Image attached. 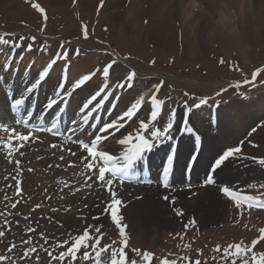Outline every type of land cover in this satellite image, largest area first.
<instances>
[{
    "label": "rangeland",
    "instance_id": "rangeland-1",
    "mask_svg": "<svg viewBox=\"0 0 264 264\" xmlns=\"http://www.w3.org/2000/svg\"><path fill=\"white\" fill-rule=\"evenodd\" d=\"M117 1L111 8L113 11L108 17L105 12L106 0H90V3L86 5H83L79 0L68 2L2 0L0 1V37L17 39L22 38L24 35L30 39L31 36L37 40L36 45L47 44V47L53 45L48 56H52L56 47L58 53L54 56L58 63L66 64L67 61L69 63L72 60L70 69L72 76L69 78L72 88L78 80L77 75L96 73L92 78L93 81L89 83L92 88L87 92L90 93L98 88L101 82L102 84L112 82L118 85L120 82L126 81L128 74L135 71L136 75L131 81L132 88L136 90H132L134 96L139 95V101L142 102L155 95L163 103L161 104V113H158L157 122L152 121L150 113L142 108L141 113L144 111V113L149 114L143 113L141 117L135 120V123L129 125L128 131H140V122L144 121L149 124V130L141 132V134L149 137L150 132L155 130L156 127L161 128L163 131V128L167 127V123L172 122L171 134H173L187 114L189 121L192 118L202 130L206 129L205 133L209 136L207 138L208 148L206 149L209 152L210 146L214 143L212 137L219 136L222 129L220 127L211 129L210 126H207L208 123H211L210 119L208 120L205 118L206 116L196 113L195 111L198 108L195 105L205 99L207 103L199 108H209V105H222L219 108H225L238 101L250 102L251 100L255 101L257 98L264 99V36L256 35L253 38V35L242 34V38L246 39L243 46L229 44L227 47H221L219 45L218 38L227 40L231 36H235L237 32L239 33V29L237 30L240 25L239 14L233 0H215L210 4H205L204 0H187L185 13L183 14L184 0H156L158 3L152 9L151 3L155 0H137L131 10L129 9L130 4L135 0ZM191 1L195 5L193 7V4H191V11L188 13L187 5ZM260 1L262 3L261 10H263L264 0ZM34 4H39L45 10V13H40L38 9L33 7ZM216 4L219 7H216ZM220 4L222 10H226L228 13L232 14L235 10L232 14H235L232 17L233 31H224L217 24L218 17L215 14L220 11ZM146 5L150 8L148 9ZM158 5L160 6L157 7ZM159 8L163 9L161 14L158 15V23L161 24L160 26L163 29L169 30L170 43L166 45L160 44L150 34H147L146 30L128 28V22L131 20L132 15L139 16V11L143 10L146 17L149 15L148 17L151 18ZM212 13L215 16L213 18ZM257 14H259V10ZM138 25L145 26L148 24L140 22ZM84 26L87 27V38L83 35ZM216 27L218 33H214ZM186 29L188 35H192V39L197 42L198 48L200 47L199 53L196 55L191 56L187 51ZM43 49L44 51L47 50ZM77 49H81L82 52L78 51L77 54ZM63 50L67 52L68 60L64 58L65 52L62 53ZM28 52H34L35 55L41 54L42 58L48 57L43 56L45 52H37L36 50ZM60 54L61 57L59 58ZM18 60V63H20L23 59ZM38 60L42 59L38 58ZM113 61L115 63H112ZM110 63L112 67L109 69V77L105 81L103 68ZM36 65L38 68L37 63ZM42 68L44 67L42 66ZM57 68L63 70L60 66ZM88 69L89 71L85 72ZM257 72L259 74L255 78L256 81L245 83V81H250L253 74ZM53 73H56V70ZM53 73L48 78L49 82L43 83L40 89L42 92L51 90L50 93L53 94L56 87V83H53V80H55ZM157 85H161L158 91ZM127 92L123 94V97L121 96L120 104H127L128 106L132 101L128 97L131 94H126ZM217 93L220 94L217 95ZM81 97L77 96L78 101L82 99ZM76 102L77 100L74 99L71 107ZM122 108L124 107L122 106ZM255 112H252L253 116L248 117L249 124L247 126L242 124L243 129H240L242 131L241 135H246L245 138L249 134V140L245 143L248 146H253L255 154L252 156L241 152L240 155L244 159L239 161L247 162L236 173V175L238 173L241 175L237 178L235 175H229L223 181V185L232 186L233 179H238L239 184H241L240 188L243 187L246 191L245 195L252 197H255V194H261L260 192L264 190L261 187V185H264V164L260 163L261 160H264V112H261V115L258 116ZM260 121H263V123L258 126ZM254 125L256 131L249 133ZM234 137L229 138V146L221 147V151L237 147L238 143L241 141L242 144V140L245 139L239 138L241 136L238 135H234ZM239 146L241 145L239 144ZM242 146L244 147V145ZM208 152L204 155L208 156ZM230 168H233V164ZM87 171H89L88 168H85L82 178L85 175H91L92 172ZM59 178L60 175L54 177L58 189L56 191L47 189L48 194H54V200L63 203L58 200L61 197L67 205L76 200L72 204L76 207L70 212H68L70 208L63 209L61 207L59 209V206H51L49 203L48 205L42 204L41 201H37L28 193L22 191L19 185L14 187L15 191H9V196L0 197V213H2L0 214V231H3L6 236L2 240V237H0L1 243H6L8 240L17 242L0 246V257H4L3 260H0V264H21L22 259L28 260L27 263L22 264H38L36 262L39 259L37 253L32 252L31 255L28 253L30 248L27 243L29 241L28 237L33 239L30 241H38L50 249H56L53 256L58 257L61 252L66 251L70 246L72 238L75 235H81L85 230H88L89 235L92 237L86 248L88 259L84 258L83 252L74 261L75 263L70 258H65L66 263H60L62 260L51 259L50 264L51 261H53V264H112L113 254H115L116 261L119 262L124 259H121V253H125L126 249L129 251V260H131L128 264L132 262L143 264L141 257L146 253L140 252L139 248L141 250L144 248L145 251L147 249V253L152 254L153 264H163L164 261L169 263L175 261L176 264H196L197 261L200 264H233V261H235V264H244L245 260L248 261V264H255V260H253L254 253H256L254 256L257 259L261 257V254H264V251H262L264 250V240L261 245L262 250L260 249L262 240L254 248L252 247V241L259 240V230L264 228V206L259 208L261 211H257L252 209V206L249 207L247 202L242 201V206L238 207L236 201L231 200V202L225 203L222 207V213L218 215L215 221L198 222L197 220L196 223L195 220H188L182 222L183 225L176 226L174 224H178L177 220L168 221L162 215L148 219L145 216V207H148V205L144 207V205L138 204L137 208L135 206V213L125 209L126 212L122 213L123 216L120 217V225L117 226L112 220L111 213L104 214L103 212L101 214L102 207H98L100 203H96L95 207L93 204V207L88 208L87 213L82 211L78 214L76 211L77 205L81 200L77 199L81 196L85 197L83 195L85 194L83 192L85 184L80 185L74 181L70 183L58 182ZM0 182L5 183L1 177ZM62 183L69 184L70 188L80 187L83 190L75 196V192L69 191L67 193V190L64 189L67 184L63 188ZM88 185L91 189L94 188L93 184ZM30 189L35 190L34 188ZM35 192L41 194L43 190ZM66 194L68 199L62 197ZM151 194H146L145 188L135 190L132 188L130 192L125 191L118 196L114 194L106 198L113 201L118 199L121 203L129 197L136 198L134 199L136 202L145 201L148 204L157 202L163 213L164 208L167 207L162 206V202L159 203L161 200L160 193L153 189ZM96 195H98L97 192L87 195L91 197V201L84 199V202L93 203L92 201L96 198ZM261 196L264 197V193ZM138 197L140 198L138 199ZM20 199L23 204L19 203L16 210L11 209V205L20 201ZM84 202L82 203L85 204ZM38 206H45L46 210L37 208ZM236 207L240 210L247 208L248 211L240 213V211L235 210ZM80 210L81 208L78 211ZM120 213L118 211L117 215ZM7 223L9 224L6 225ZM190 225L193 229L187 232V227ZM97 227L101 230L98 234L93 231ZM121 229H123V234H121ZM96 239L100 241L98 245L94 243ZM127 239L130 242L129 247L125 246L124 243ZM65 241L68 243H65ZM228 241H242L245 244L244 247L250 248L253 252H247L242 256L236 254L225 256L223 246ZM218 246L220 251L216 250ZM97 251L100 252L99 258L96 256ZM122 261L126 264L125 260Z\"/></svg>",
    "mask_w": 264,
    "mask_h": 264
},
{
    "label": "bare ground",
    "instance_id": "bare-ground-1",
    "mask_svg": "<svg viewBox=\"0 0 264 264\" xmlns=\"http://www.w3.org/2000/svg\"><path fill=\"white\" fill-rule=\"evenodd\" d=\"M0 1H2V0H0ZM52 1H66V2H68L70 0H52ZM75 1H77V0H75ZM79 1L83 5L90 3V0H79ZM136 1L137 0H135L134 2H131V4H130L131 6L129 8L130 10L133 9V7H134L133 5L136 4ZM204 1H205V4L206 3L210 4L213 1L215 2V0H204ZM233 1L235 2L236 6H237L236 9L238 10V14H239L240 25H239V28H237V30L239 29V33L237 32L235 34V36L233 35L227 40L226 39H220V38H218V40L216 39L217 42H219V45L221 47H227V45H229V44L237 45L239 47L243 46L246 39L242 38V36H241L242 34L243 35L244 34L250 35V36L253 35V38H255L256 35L264 36V9L261 10V6H262L261 1L260 0H233ZM116 2H118V1L117 0H106V3H105L106 16L110 17V13L113 11V10H111V8H113V6L116 4ZM153 2H154V4H153ZM153 2L151 3V9L158 3L156 0ZM186 4H187V0H184V4H183L184 6H183L182 14L185 13ZM191 4H193V7L195 5L193 1L188 3V5H187L188 13L191 11L190 10ZM159 6L160 5H158L157 7H159ZM216 7H219L218 4H216ZM147 8L149 9L150 7L147 6ZM162 9L163 8H159L158 10H156L154 12V16L152 15L151 18L148 17L149 15L146 17V15L144 14L145 12L143 10L139 11V16L134 14L130 17L131 20L128 22V28L133 29V30H146L147 34H150L160 44L166 45V44L170 43V41H169L170 37L168 36L169 30L163 29L160 26L161 24L159 25V23H158V15L161 14ZM258 10H259V14H257ZM214 11H212V12L214 13ZM234 12H235V10H233V13ZM213 13H212V18L215 17ZM232 14L228 13L226 10H222L221 4H220V11L219 12L217 11L215 15H216V17H218L217 24L222 30H224V31H226V30L231 31L232 30L233 31L232 17L235 14L234 15H232ZM140 22L146 23L148 25L140 26V25H138ZM187 22H189V21H187ZM256 28H257V31H256ZM216 29H217V27L215 28L214 33H218V32H216ZM242 32H245V33H242ZM188 34H189L188 30L186 29V35H187L186 48H187V51L191 56L196 55L199 53L200 47L198 48L197 42L192 39L193 36L188 35ZM43 48H44V46H43ZM201 49H202V47H201ZM23 54H24L22 56L23 62L21 61L20 63H18V61H15L14 62L15 64L13 65L16 68H17V66L19 68H21V70L23 72H25L26 67L27 68L30 67V71L28 72L27 75L24 76L23 75L24 73L22 74V77H21L22 81L29 80V76L31 74L33 75L38 70H39V72L40 71L42 72L47 67L48 63L51 62V58H52V56H48L47 58H45V57L42 58L41 54L35 55L34 52H27L26 50ZM38 58H41L42 60L37 61ZM1 63H2V61H1ZM36 63L38 64V68H37ZM41 63H42V65H40ZM80 64H83V63H80ZM42 66L44 68H42ZM54 70L55 69L53 68V66L50 69H48V71L50 72L49 76H51V74L53 73ZM88 71H89V69L85 72H88ZM49 76H48V78H49ZM53 77H54V79L58 78L56 73H53ZM60 78L63 79V76H60ZM34 82L35 81H33V83ZM45 82H49V81L47 80ZM67 84H68V81H67ZM42 85H43V82H41L39 84V86L36 88L40 92H42V90H40ZM55 86L56 87H55L53 94L50 93L51 91L49 92L50 97H51L50 99L55 98L57 96V93H59V94L65 93V89L62 88L61 86H59V84H56ZM91 88L92 87L90 85H88L84 90L78 91L77 96L83 97V95L84 96L85 95H89V96L93 95V93H95V92H93L92 94H89L90 92H87ZM36 89L33 90L32 94H34ZM132 90H135V89L130 88V89H127L128 92L127 91H125V92H127L126 94H131V96H128V97L133 102L135 100V97L137 94L134 96V93ZM115 92H117V91H115ZM124 93H122V97H123ZM116 95H117V93L112 95V98H110L111 101H113L115 99L114 97H116ZM0 96H1V92H0ZM50 99H49V101H50ZM74 99H76L78 102L77 97ZM73 100H72V102H73ZM119 102H120V100H119ZM71 104L68 107V111H70L71 109L74 108V105L71 107ZM42 105L46 109L47 104L44 103ZM119 106H121V107L123 106L124 108L128 107L127 104H125V105L119 104ZM143 106H144L143 109H145V111L148 112L149 107H151L150 101L146 100ZM55 111H56V109H53V110H50L49 113L50 112L53 113ZM253 111H256L255 113H257V116L259 114L261 115V112H264V99L263 98H257V99H255V101L251 100L250 102H246V101L234 102L231 105L226 106L225 108H219L216 111H213V113H212V110H207V109H199L197 111L198 114H202L203 116H205L207 114V115H212V116L216 117V120L219 123L218 127H220L222 130H221V133L219 134V136L212 137V140L214 141V143L213 144L211 143L212 145L210 146V150L208 149L209 152L206 149V148H208L207 147V141H208L207 138L209 136L206 135V133H203L204 144H203L202 151L200 152L201 155H200V158L198 159L197 166H195V168H194L193 175L198 176V175H200L201 172H205V174L207 173L208 166H209L210 162L213 161L212 158L214 157V155H217V154L222 152L221 147H225L226 145L229 146V143H230L229 138L231 136L234 137V135H236V136L238 135V136H241L239 138H242V139L245 138L246 135H241L242 131L240 129H243L242 124H244L246 126L249 124L250 121H249L248 117L253 116L252 115ZM143 113H144V111H143ZM111 131L112 130L108 131L106 134L110 133ZM121 132H124L123 128L119 130V133H121ZM119 133H118V135L115 136V138L111 139L110 141H105L104 144L100 143L99 147H100L101 151H108V153L110 155H113L115 157L122 154L120 157L122 158L121 160H122V164H123L124 163L123 156L126 152V149H125V145L119 144V139L124 138L127 135V132H124V136H121V134H119ZM178 138H179L180 143H181V147L179 146V150H177L174 153L172 152V150L170 152H168V147L163 146L160 148V150H158L156 153H153L151 156H153L154 161H158V164H156L158 166L160 164H162L165 159L166 160L173 159L172 170L175 169L174 178H175L176 182L181 183L180 185L182 187V186H184V184H186V181H185L184 177L181 176L182 172L180 173V171H181V168H183L184 166L187 165V161H188V159L192 153L191 150L193 149L192 148L193 139L191 138V135H188L185 133L183 136H179ZM234 138H236V137H234ZM84 139L88 141L90 139V135H85ZM263 139H264V137H263ZM49 140L51 141L52 139H49ZM245 142L246 141H244V143L242 142V145H244L245 148L242 145L240 146L241 152H243L244 154H248V155L253 156L255 154L253 146L252 147L248 146ZM46 144H47V142H46ZM64 144L65 143H62L61 145H64ZM64 147H65V149L70 148L71 152L67 153L66 150L63 152H60L59 150H62V148H61V146L58 147L57 152L59 153V155H64V158H65V160L62 159V161L65 163V165L63 166V169L59 168V166H62V165L53 164V165H51L50 168H45L46 171H44V169H43L44 174H39L40 171L35 170V169H33V172H31V173L29 170H26V172L24 174L25 175V177H24L25 187L27 189L28 188L29 189L30 188L35 189L36 186H38V184H40L39 187L37 188V190H39V192L44 190V189H48V190H55L56 189L57 190L58 187L56 186V181L54 180V177H57L60 175L58 182L61 181V182H69L70 183L71 181H74L80 185L85 184V188L83 190L80 187L79 188H70L69 184L62 183L61 186L63 188H64V185L67 184L66 188H64L65 190H67V193L69 191H72V192H75V196H76L77 194H79V192H81L83 190V192H85V194H83V195H85V197L83 198V196H81L77 200H81V202H84V199H86L87 201H91V197H89L87 195H89V194L91 195L94 192H98L96 190H97L99 184L102 183V181L99 180V169L101 167H103L104 161L99 157H96V159L93 162H90L86 158L84 160H82L83 153H85V152L82 151L81 147L77 144L70 143L68 146L64 145ZM47 151H48V149L45 148L44 153ZM50 152H53V150H51ZM206 152H208V156L204 155V153H206ZM72 153H75V155H73ZM166 154H168V155H166ZM33 157H34V155H33ZM80 160H82L83 162ZM116 160H119V158L116 157ZM239 160L240 159H237V160H234L231 162H226L227 167L224 168V170H222V171L217 170L218 172H217L216 176L218 177V180L220 181V183H224L223 181H225V177H227L229 175H235L236 178L241 175L240 173H238V175H236V173L238 170L240 171V168H242L244 166V164H246L247 162L246 161H239ZM114 162L116 163L119 161H114ZM67 163H68V165H67ZM136 163H137V161H136ZM88 164L93 165L92 168H88V170L90 172L87 171L89 173H91V172L92 173L90 176L85 175V177L82 178L83 177L82 176L83 171L85 168H87L86 165H88ZM232 164H233V168H230V166ZM35 165L36 164H34L33 166H35ZM30 166L33 167L32 165H30ZM1 168H2V166H0V169ZM153 168H155V166ZM184 171H183V173H184ZM9 173H10V169L8 168L7 171L1 172V175H0V177L2 178V181L5 182L6 184L9 183V181H10L6 177L7 176L12 177L14 175V174H12L10 176ZM33 173H35V174H33ZM93 173H95V174H93ZM4 174L6 175V177H4ZM106 176L110 177L109 175L105 174V177ZM245 179H246V177H245ZM233 180H234V182H233L232 186H234L235 188L240 187L241 184H239L238 179H233ZM48 183H49V187H48ZM88 184H93L94 188L91 189ZM86 185H88V186H86ZM187 192L192 193V195H193L192 199H187V194H188ZM222 194L223 193H220V188L218 186L217 187L206 186V187H204V189H199V192L197 195H194L193 192H191V191L190 192L189 191L182 192L180 195L174 196L175 198L177 197V200L174 203V207H176L178 209L179 213H182L181 216L184 218L189 219V217H190V219L193 218V219H196V220L201 221V222L215 221V219H217L218 215L222 213V210H223L222 207L225 205V203L227 201V200H225L226 196H223ZM97 196L98 195H96V198H98ZM62 197L64 199H68L67 194L62 195ZM96 198H94V200L92 202H94ZM99 198H101V196ZM74 202H76V200ZM73 203H71V205ZM85 204H89V203H85ZM138 204L144 205V207H145V205H148V207H145V216L148 219H152V218H155L159 215H162V217L168 221H173L174 219L178 220L176 215L172 214L171 209H169L168 207L164 208V212L162 213L161 206L157 202H151V204H148L145 201H139V202L134 201L131 204H129L127 209L133 213L134 211H136ZM135 206H136V208H135ZM191 215H194V216L191 217Z\"/></svg>",
    "mask_w": 264,
    "mask_h": 264
},
{
    "label": "snow or ice",
    "instance_id": "snow-or-ice-1",
    "mask_svg": "<svg viewBox=\"0 0 264 264\" xmlns=\"http://www.w3.org/2000/svg\"><path fill=\"white\" fill-rule=\"evenodd\" d=\"M34 8L38 9L40 13L44 14L45 10L39 5V4H34L33 5ZM102 7V4H101ZM46 15H45V19H46ZM83 35L85 38L88 37V31H87V27L84 26V32ZM34 39V38H33ZM0 43H3L5 45H9L11 42L9 39H5L3 37H0ZM11 46L13 47H18V44H12ZM29 50L31 49V45H28ZM78 49H77V54H78ZM64 58L67 59V52L64 53ZM56 63V60L53 59L50 63H48L47 67L39 74V78L27 89V92L31 93L34 89H36L39 84L45 80L46 77H48L49 75V71L48 69H50L52 67L53 64ZM112 63H115V61H113ZM154 63V61H153ZM221 63H223V61H221ZM112 67V64H108L106 67L103 68V77L105 78V81L107 80V78L109 77V69ZM259 71V70H258ZM96 73L93 72L91 75H84L81 79H78L75 84L73 85L74 88H80L82 85H84V83L86 81H89L91 79L92 76H94ZM258 74L254 73L253 74V80L255 79V76ZM135 71H132L130 74H128L126 81H122L120 84L117 85V87H125L127 86L128 88L132 87V83L131 81L133 80V78L135 77ZM245 83H248V81H245ZM161 85H157V91L159 90V87ZM108 84L105 83L104 84V88H107ZM103 91V89L101 90ZM220 93H217V95H219ZM57 95H59V93H57ZM68 95H71V93H68ZM101 95V92H96L94 95L91 96V98L87 101L86 104L83 105L84 108H88L89 104H92L93 101L97 100V97H99ZM25 101L26 98L25 97H21V98H15L12 100L11 102V109L13 111H19L20 108H22L25 105ZM56 102L53 101H49L47 104L48 108H52V106L55 104ZM163 103V101H160L156 98L155 95H153L151 97V101H150V118L152 121L157 122L158 120V111L160 108V105ZM207 100L202 99L200 101V103L196 104L195 107L199 108L201 105L206 104ZM141 101H137L136 103L132 104L131 107L129 109H127L122 116L123 118H128V117H132L134 116L137 108L140 107ZM90 115V113H89ZM89 115H85L83 117V122L87 123L88 119H89ZM19 123V121H18ZM123 127L122 124H116V123H109L106 124L104 126V131H107L108 129H113L115 130L117 127ZM3 125H0V128H3ZM55 127V125H53V128ZM163 127V126H162ZM140 131H137L134 135L129 134L126 135L124 138L119 139V144L120 145H125V146H129L123 156V164H118L115 163V159L116 157L113 155H110L108 153V151H102V152H97L95 151V147H96V142L101 140V136L97 135L95 137V139L92 141L91 146L89 143H84L83 141H80V146L85 149L87 151V153L91 156V157H99L101 158L105 165H109V163L111 162V166L110 167H101L99 169V180L102 182H106V183H111V181H105V173L106 172H111L113 176H117L119 174H122L121 178H123V176L125 175V173L127 172V170L132 166L133 162L136 161L137 159H139L143 154H146L148 152H150L155 146L157 142H163V141H171L174 137L171 135V129L173 128V123L172 122H168L167 123V127L163 128V131H161V128H155V130H152L150 132V136L146 137L145 135L141 134V132H145L149 130V124L141 121L140 125H139ZM5 131H8L7 128H4ZM49 131H51V129H48ZM185 130L188 132H191L192 130L187 126V121L185 120ZM14 135L18 136V139L23 142L28 140V136L25 135H18L15 132L13 133ZM105 139H107V137H105ZM138 141V143H134L133 141ZM4 147L8 149L9 155H11L12 151H13V145L11 143V137L9 138L8 143L4 144ZM53 147H55V145H53ZM241 153V148L239 146L237 147H231L228 148L227 150H224L223 153L214 161V166L213 168L210 170L213 173L217 174V170L222 171L224 170V168L227 167V163L226 162H231L237 159H244L243 156L240 155ZM73 155H75V153H72ZM17 164H19V160L16 161ZM260 163L264 164V160H261ZM92 164H88L86 165L87 168H92ZM173 166V159H169L168 161V168L165 169L164 171V176L165 179H167L168 176V172L169 169H171ZM209 182H214L213 180V176L211 175V179L209 180ZM262 188H264V185H261ZM111 191V190H110ZM223 193L230 197L231 199H233L234 201H236L237 206L241 207L242 206V201L247 202L248 206L251 207L252 204L251 202L253 200H255V197L252 196H240L238 195L237 191L231 190L230 187H224L222 189ZM114 195V194H113ZM165 199H168V197H165ZM121 201L116 199L114 200V203L109 205V208L112 209L111 212V216H112V220L116 223L117 226L120 225V218L117 215V211L116 208L120 205ZM15 204L12 205L13 208H15ZM261 206H264V203L261 204ZM2 214V213H0ZM182 215V213H180ZM94 232H96L97 234L100 233V228L97 227L95 229H93ZM260 236H259V240H253L252 241V247L254 248L256 246V244L260 241V240H264V228H261L260 230ZM121 234H123V229H121ZM5 235V233L3 231H0V237H3ZM92 239V237L89 235V231L85 230L83 231V233L81 235H75L72 240H71V244L70 246L67 248L66 251H63L59 254L58 257L53 256L52 259L55 260H63L65 258H71L72 260H75L76 258V253L83 247V248H87L88 247V241ZM28 244H31V241H27ZM65 243H68L67 241H65ZM94 243L96 245H98L100 243L99 239H96L94 241ZM13 247H15L13 245ZM231 249H235V254L236 255H240V254H246L249 249L242 246L241 243H237L234 245H229L228 248L224 249V255L227 256L229 253V250ZM217 251H220L219 246L216 249ZM9 251H11V249H9ZM30 252H34L36 251L35 248H29ZM49 255H51V253H49ZM151 253H146L145 254V258L148 259L151 257ZM96 256L97 258H99L100 256V252L97 251L96 252ZM84 258L88 259V252L85 251L84 252ZM4 257H0V260H3ZM253 260H255V264H264V254H261V257L259 259L256 258V256H253ZM112 264H124V262L121 261H116L115 259V254H113V261ZM163 264H169L168 261H164ZM171 264H176L175 261H172ZM196 264H200L199 261L196 262ZM233 264H235V261H233ZM244 264H248V261L245 260Z\"/></svg>",
    "mask_w": 264,
    "mask_h": 264
}]
</instances>
